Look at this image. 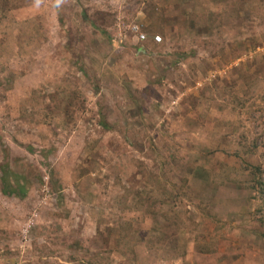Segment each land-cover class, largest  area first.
<instances>
[{
    "label": "rangeland",
    "instance_id": "rangeland-1",
    "mask_svg": "<svg viewBox=\"0 0 264 264\" xmlns=\"http://www.w3.org/2000/svg\"><path fill=\"white\" fill-rule=\"evenodd\" d=\"M263 159L264 0H0V264H264Z\"/></svg>",
    "mask_w": 264,
    "mask_h": 264
},
{
    "label": "trees",
    "instance_id": "trees-1",
    "mask_svg": "<svg viewBox=\"0 0 264 264\" xmlns=\"http://www.w3.org/2000/svg\"><path fill=\"white\" fill-rule=\"evenodd\" d=\"M237 4L235 5V8ZM237 15L233 14V17L236 18ZM153 36H148V42L158 48V44L155 43ZM147 42V41H146ZM49 110V108H47ZM258 141V140H257ZM258 146L254 144L252 146V150H247L243 148L245 154L254 153ZM254 151V152H253ZM264 161V159H263ZM0 171L2 172V181L4 185L9 187L8 189L4 186V194L10 196H22L26 195V192L22 191L20 185H24L27 182L28 176H25L22 173H15L14 170L9 167L8 164H1ZM235 178L237 182L243 184L245 189H247L250 193L252 192L253 201L255 202L254 211L251 213L253 220L257 223L261 232H259L260 236L264 237V162L261 165H252V164H244L242 168H240L237 172H235ZM245 177V178H244ZM32 178V176H30ZM248 179V180H246ZM31 181V180H29ZM20 183V185L18 184ZM24 183V184H23ZM23 192V195L22 193ZM254 207V206H253ZM252 207V208H253ZM120 241L119 244H121ZM89 264H92L89 262Z\"/></svg>",
    "mask_w": 264,
    "mask_h": 264
},
{
    "label": "crops",
    "instance_id": "crops-1",
    "mask_svg": "<svg viewBox=\"0 0 264 264\" xmlns=\"http://www.w3.org/2000/svg\"><path fill=\"white\" fill-rule=\"evenodd\" d=\"M179 22L178 19H175L174 22L170 21L168 22L169 25H173V28L176 27V24ZM217 233V230H214V237ZM228 243H232L229 240L225 241V243L223 244V242L220 240L218 242V245L220 246V250L222 249V251H225V253L230 249V246ZM243 252H241V254L243 255L242 258L238 259V260H231L229 261L230 264H241V260L244 259L245 264H251L249 261V253H246L245 249L242 250ZM217 260L216 258H214V261ZM216 263V262H215Z\"/></svg>",
    "mask_w": 264,
    "mask_h": 264
},
{
    "label": "built area",
    "instance_id": "built-area-1",
    "mask_svg": "<svg viewBox=\"0 0 264 264\" xmlns=\"http://www.w3.org/2000/svg\"><path fill=\"white\" fill-rule=\"evenodd\" d=\"M132 32H134L135 34L138 35L139 41L145 42L147 40V35H145L144 33H142L140 31V28L138 26H134L132 28ZM154 40H155L156 43H162V41H163V39H162V37L160 35H156L154 37Z\"/></svg>",
    "mask_w": 264,
    "mask_h": 264
},
{
    "label": "clouds",
    "instance_id": "clouds-1",
    "mask_svg": "<svg viewBox=\"0 0 264 264\" xmlns=\"http://www.w3.org/2000/svg\"><path fill=\"white\" fill-rule=\"evenodd\" d=\"M140 31H141V30H140ZM155 36H156V35H155ZM155 36H154V37H155ZM154 37H153V39H154ZM161 37H162V36H161ZM147 38H148V35H147ZM146 41H147V40H146ZM146 41H145V42H146ZM154 41H155V40H154ZM140 42H142V41H140ZM155 43H156V42H155ZM157 44H158V43H157Z\"/></svg>",
    "mask_w": 264,
    "mask_h": 264
}]
</instances>
